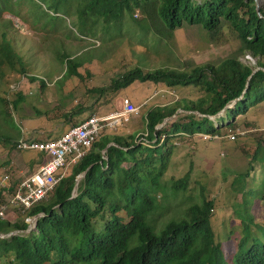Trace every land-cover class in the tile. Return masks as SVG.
<instances>
[{
  "label": "trees",
  "instance_id": "16d2710c",
  "mask_svg": "<svg viewBox=\"0 0 264 264\" xmlns=\"http://www.w3.org/2000/svg\"><path fill=\"white\" fill-rule=\"evenodd\" d=\"M45 1L50 9H64L74 17L76 29L69 28V32L79 42L84 38L109 41L129 35L128 43L137 39L157 46L176 29L198 25L209 32L212 40H218L222 31H230L238 49L218 63L184 69L147 70L136 64L110 85L92 88V92L107 98L138 80L163 83L171 89L193 85L200 88L202 95L195 100L182 98L148 108L142 116L146 125L143 133L147 134L142 142L141 134L101 130L86 154L67 168L69 172L44 200L20 210L23 219L12 222L0 218V233H8L28 229V218L44 214L30 233L0 238V259L5 264H264V221L255 222L253 214V207L264 203V138L255 139L252 151L243 148L248 165L245 172L234 177L232 184L239 187L226 192L230 205L225 207H218L201 183L199 191L191 187V171L178 179L166 176L175 140L189 139L194 143L196 133L223 135L231 131L230 138L239 141L240 115L247 116L250 108L264 101V3L258 12L255 0ZM10 5L9 0H0V17L1 10ZM47 20L53 26L66 24ZM0 34L2 78L3 67L28 75L32 71L30 64L5 25ZM245 52L257 58L256 67L240 59ZM87 53L90 51L75 55L65 45L56 49L58 59L66 66L63 80L71 76L84 79L80 69L88 60ZM257 67L260 68L254 72ZM28 76L32 82L39 79L37 75ZM41 83L44 89V79ZM24 99L20 91L15 99L1 97V104L11 114V109H18ZM181 108L184 112L177 113ZM86 110L85 105L77 103L62 113L59 123L64 128L78 125L89 117L82 118ZM222 111L226 115L217 116ZM49 112L37 109L39 114ZM230 118L232 121L224 126ZM243 122L252 125L247 120ZM161 123L163 126L157 128ZM224 128L228 131L224 132ZM21 135L19 130L18 137ZM56 136L60 134L50 138ZM0 142L16 148L17 140L8 134L0 136ZM110 142L115 144L108 147L106 159L103 150ZM31 159L27 161L31 168L35 162L38 168L46 157L37 151ZM88 167L73 197L76 179ZM19 183L0 187V204L4 203L2 193H14ZM239 192L242 201L239 206L233 205L230 200ZM168 210L174 214L160 222ZM230 239L236 240V249L226 255L222 246L224 240Z\"/></svg>",
  "mask_w": 264,
  "mask_h": 264
},
{
  "label": "rangeland",
  "instance_id": "374dc122",
  "mask_svg": "<svg viewBox=\"0 0 264 264\" xmlns=\"http://www.w3.org/2000/svg\"><path fill=\"white\" fill-rule=\"evenodd\" d=\"M9 3H11L10 6L1 10L0 29L4 25L6 29L8 28L15 45L28 60L32 70L28 75L39 77L37 81L32 82L28 75H22L16 71L12 73L7 67H3L5 70L3 78L0 74V136L9 134L15 140L19 138V130L24 137L36 136L39 139L58 135L59 130L65 131L70 125L65 124L64 128L62 126L64 124L59 123L62 119L61 115L77 103L87 107L82 118L91 115L102 117L122 109L123 100L128 98L138 107V112L123 125L109 130L113 134L120 135L141 134L143 137L139 142H142L147 135L146 132L143 133L146 125L142 122V116L148 108L168 105L182 98L195 100L202 95L200 88L187 85L171 89L163 83L137 80L121 89L116 95L115 93L107 95V98L92 92V88L110 85L114 78L121 77L122 73L136 64L147 70L157 67L184 69L206 62L218 63L238 49V42L234 41L230 31L224 30L220 33L221 37L218 40H212L209 32L198 25H185L176 29L172 36L166 37L157 46H154L153 42L147 44L137 39L133 44L128 43L129 35L123 38L117 36L109 41L84 38L79 42L76 41L72 32H69V28L73 30L76 28L73 25L74 17L68 11L50 9L45 0H9ZM138 16V14L135 15V17ZM49 18L57 23L66 21V24H58V26L47 24ZM61 45L70 48L71 53L75 55H80L86 50L90 51L87 53L88 60L80 69L84 79L71 76L63 80L66 66L65 63L60 62L56 54V49H59ZM240 59L253 67L257 66V58L248 52L240 54ZM41 78L46 83L44 89L41 87ZM20 91L25 99L20 102L18 109H11V114L4 111L1 97L15 99ZM37 109L50 112L39 114ZM182 112L184 110L181 108L177 113L182 114ZM225 115L226 112L222 111L217 116ZM12 118L13 122L10 120ZM211 119L215 120L216 116H212ZM240 119L241 126L238 133L241 134V139L239 141H233L230 138L233 135L232 132L226 128L224 132L228 131L229 134H226L228 132L223 135L196 133L193 137L194 143H190L189 139L183 142H179V139L175 140L177 145L166 176L178 179L191 171V187H197L199 191V183H201L206 186L209 198L216 199L218 207L230 205L227 203L225 194L239 187V184H232L234 177L245 172L248 165L243 148L252 151L255 148V139L264 138V101L250 108L247 116L240 115ZM244 120L252 125L249 127L244 124ZM231 121L230 118L224 126ZM36 155L37 151L17 150L10 144L0 142V187H2L1 179L5 175L10 177V186L13 182L21 181L34 173L37 170L36 162L33 168H20L18 164L23 159L32 160L31 158ZM2 194L4 203H7L9 190L8 193L5 191ZM241 201L242 193L240 192L230 200L233 205H238ZM253 208L255 222L263 223L264 203ZM20 210L18 207L11 206L6 209L1 218L12 222L23 219ZM228 211L231 213V208H228ZM173 214L174 211L168 210L159 221L163 222L166 217ZM222 247L225 254L230 255L236 249V240H224ZM0 264H5L4 259H0Z\"/></svg>",
  "mask_w": 264,
  "mask_h": 264
},
{
  "label": "built area",
  "instance_id": "2783aa9c",
  "mask_svg": "<svg viewBox=\"0 0 264 264\" xmlns=\"http://www.w3.org/2000/svg\"><path fill=\"white\" fill-rule=\"evenodd\" d=\"M122 106V109L110 115L102 117L91 115L80 124L69 127L60 136L43 140L19 138L17 149L40 151L45 155L46 160L34 173L19 183L16 191L10 193L7 203L0 205V218L11 205L26 210L44 200L65 175V169L86 154L99 137L101 130L116 129L138 112V107L128 98L123 100ZM9 184L10 177L5 175L1 179V186L9 188Z\"/></svg>",
  "mask_w": 264,
  "mask_h": 264
},
{
  "label": "water",
  "instance_id": "95a60500",
  "mask_svg": "<svg viewBox=\"0 0 264 264\" xmlns=\"http://www.w3.org/2000/svg\"><path fill=\"white\" fill-rule=\"evenodd\" d=\"M255 2H256V6H257V11L260 12V7H261V5L264 3V0H255ZM259 68H260V67H257V68L254 70V72H255L256 70H258ZM235 101H236V100H235ZM235 101H234V102H235ZM209 117L211 118L212 116H209ZM167 119H168V118H166L164 121H166ZM162 125H163V123L159 124V125L157 126V128H159V127L162 126ZM113 144H115V143H114V142H110V143L106 146V148L103 150V153L105 154L106 151H107V149H108V147L111 146V145H113ZM105 158L108 159L106 155H105ZM89 168H90V167H88L87 170H85L81 175H79V176L77 177V179H76V184H75V187H74V190H73V197L77 195V193H78L79 182H80V180L86 175V173H87V171L89 170ZM42 216H44V214H43V213H40V214H38V215H36V216H34V217H32V218H29V227H28V229H26V230H13V231H10V232H8V233H0V238H6V237H9V236H11V235L17 234V233H19V232H24V233H29V232H31L32 230L36 229L38 218H39V217H42Z\"/></svg>",
  "mask_w": 264,
  "mask_h": 264
},
{
  "label": "crops",
  "instance_id": "0c3cea01",
  "mask_svg": "<svg viewBox=\"0 0 264 264\" xmlns=\"http://www.w3.org/2000/svg\"><path fill=\"white\" fill-rule=\"evenodd\" d=\"M63 130H59V132L57 134H61ZM28 161V160H27ZM25 159H23V161H20V163L18 164V167H26V168H31V165L27 162ZM30 161V160H29ZM37 167V166H36ZM35 167V169H36Z\"/></svg>",
  "mask_w": 264,
  "mask_h": 264
},
{
  "label": "clouds",
  "instance_id": "9594fccd",
  "mask_svg": "<svg viewBox=\"0 0 264 264\" xmlns=\"http://www.w3.org/2000/svg\"><path fill=\"white\" fill-rule=\"evenodd\" d=\"M89 117H90V116H89ZM87 118H88V117H87ZM87 118H86V119H87ZM167 120H168V119H167ZM167 120H166V121H167ZM162 126H163V125H162ZM162 126H161V127H162ZM118 127H119V126H118ZM159 128H160V127H159ZM68 129H69V128H67L66 130H68ZM109 129H110V128H109ZM66 130H65V131H66ZM65 131H64V132H65ZM64 132H63V133H64ZM61 134H62V133H61ZM61 134H60V135H61ZM23 137H24V136H23ZM20 138H21V137H20ZM28 138H31V137H28ZM17 141H18V140H17ZM16 145H17V143H16ZM16 149H17V146H16ZM17 150H19V149H17ZM104 155H105V154H104ZM42 163H43V162H42ZM40 164H41V163H40ZM40 164H39V165H40ZM38 167H39V166H38ZM37 169H38V168H37ZM66 171H67V168L65 169V174H66ZM29 176H30V175H29ZM22 180H23V179H22ZM22 180H21V181H22ZM21 181H20V182H21ZM7 193H8V192H7ZM9 195H10V194H9ZM9 197H10V196H8V199H9ZM8 199H7V200H8ZM11 206H12V205H11ZM11 206H10V207H11ZM12 207H13V206H12ZM15 207H16V206H15ZM28 209H29V208H28ZM27 220H28V222H29V218H28Z\"/></svg>",
  "mask_w": 264,
  "mask_h": 264
}]
</instances>
